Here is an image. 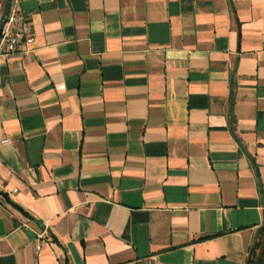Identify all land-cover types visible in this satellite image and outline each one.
Masks as SVG:
<instances>
[{
    "label": "crops",
    "instance_id": "crops-1",
    "mask_svg": "<svg viewBox=\"0 0 264 264\" xmlns=\"http://www.w3.org/2000/svg\"><path fill=\"white\" fill-rule=\"evenodd\" d=\"M14 2L33 42L0 56V264H246L264 0H0V31Z\"/></svg>",
    "mask_w": 264,
    "mask_h": 264
},
{
    "label": "built area",
    "instance_id": "built-area-1",
    "mask_svg": "<svg viewBox=\"0 0 264 264\" xmlns=\"http://www.w3.org/2000/svg\"><path fill=\"white\" fill-rule=\"evenodd\" d=\"M16 2L10 8L6 15L5 21L0 31V56L10 57L21 54L23 44L33 42L30 34V25L28 18L17 12ZM1 143H6L3 141ZM43 239V234L37 237L36 250H40V242Z\"/></svg>",
    "mask_w": 264,
    "mask_h": 264
},
{
    "label": "trees",
    "instance_id": "trees-1",
    "mask_svg": "<svg viewBox=\"0 0 264 264\" xmlns=\"http://www.w3.org/2000/svg\"><path fill=\"white\" fill-rule=\"evenodd\" d=\"M246 264H264V223L256 233Z\"/></svg>",
    "mask_w": 264,
    "mask_h": 264
}]
</instances>
